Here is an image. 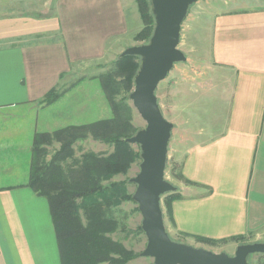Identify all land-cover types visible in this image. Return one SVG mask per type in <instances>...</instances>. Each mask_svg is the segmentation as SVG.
Listing matches in <instances>:
<instances>
[{
    "label": "crops",
    "instance_id": "crops-1",
    "mask_svg": "<svg viewBox=\"0 0 264 264\" xmlns=\"http://www.w3.org/2000/svg\"><path fill=\"white\" fill-rule=\"evenodd\" d=\"M215 1L198 73L175 63L166 76L191 83L184 90L200 94L202 113L188 115L170 227L235 247L230 238L243 234L264 241V0ZM50 5L0 0V264H61L48 200L29 185L33 137L56 128L45 97L70 75L63 40L77 29L61 19L63 0Z\"/></svg>",
    "mask_w": 264,
    "mask_h": 264
},
{
    "label": "rangeland",
    "instance_id": "rangeland-1",
    "mask_svg": "<svg viewBox=\"0 0 264 264\" xmlns=\"http://www.w3.org/2000/svg\"><path fill=\"white\" fill-rule=\"evenodd\" d=\"M54 6L55 0H51L48 11L51 12V8L53 9ZM217 6L215 0H211L209 4L205 0H200L190 5L188 13L181 24L178 48L185 53L186 61L176 62L179 73L184 68L188 69L187 72L190 77L194 72L198 73L199 67L196 64H199L202 60L200 58L201 52H203L202 49H204L208 38V31L204 24L207 20L205 14L207 13L208 17L215 15ZM59 11L61 19L71 24V26L77 25V29H73V38L65 35V40H63L62 37L65 44L64 57L71 60L69 62L72 68L70 75H67L69 74L67 70L64 71L63 80L60 81L61 84L57 88L50 89L53 90L52 95H50L53 99L45 102L50 104L55 101L54 104L47 106V110L58 114L54 120L56 128L52 131H42L51 134V136H53L54 130L63 126L95 121L101 118H112L114 108L104 94L100 76L112 68L114 61L119 58L118 56L124 48L147 41L135 37L143 27L135 0H63V6ZM208 20L210 19L208 18ZM104 36H106L105 40L100 41V37ZM171 76L165 77L164 80L158 83L155 94L162 107L164 117L166 119L171 118V122L174 124L172 138L168 145L164 175L168 181L178 188L179 184H183L181 183L183 179L180 177L181 159L184 155L183 136L184 134H190L191 129L189 128L195 121V119L190 121L189 116L202 114L200 113L201 96L195 90H192V94L185 92V85L189 86L191 84L189 81L179 82L178 85H175L176 87H173L174 80ZM179 76L182 77L179 80L183 81L184 75ZM123 94L124 91H120L116 95V99L119 101ZM127 103L131 110L130 123L136 132L145 126V121L134 108L130 99L126 101ZM190 103H192V106L189 112L187 106ZM63 114L65 115L63 116ZM42 116L45 117V113ZM48 116L51 118L50 114ZM198 122L200 123V121ZM132 146L136 150L139 149L137 144H132ZM73 148L75 156L80 158L81 154L86 151L107 155L113 150V145L88 136L83 140H77ZM53 151L54 147H50L48 160L51 158ZM139 163L140 157L131 164L126 173H118L111 178L112 181L125 179V191L130 196H132L136 185L134 182H130L129 178L135 176L139 171ZM174 194L178 195L177 197L180 196L178 191L168 192L161 196L164 223L167 232L169 231L170 238L215 252L225 251L233 254L236 246L233 247V244L228 245V240H216L199 235H189L190 237L186 238L185 234H182V236L171 230L170 224H172L171 218L173 217L170 218L167 213V204L168 199ZM172 201H169L170 208H172ZM110 213L114 217L116 225L106 232V236L110 240L120 243L124 248L135 252V256L125 264H154L151 257L140 255L146 245V236L141 229L142 216L137 203L132 198L125 197L111 208ZM249 236H251L250 233L234 236L230 239L235 240L238 244L252 242L247 240L251 238ZM247 260L250 264H264V252L251 253L248 255ZM99 264L106 263L101 262Z\"/></svg>",
    "mask_w": 264,
    "mask_h": 264
},
{
    "label": "trees",
    "instance_id": "trees-1",
    "mask_svg": "<svg viewBox=\"0 0 264 264\" xmlns=\"http://www.w3.org/2000/svg\"><path fill=\"white\" fill-rule=\"evenodd\" d=\"M135 1L143 22L135 37L148 40L154 26L150 2ZM139 62L136 55L117 58L112 68L100 76L104 94L114 108L112 118L63 126L54 130L53 136L37 132L33 137L29 185L48 200L61 264H125L135 256L133 250L110 240L106 232L116 225L111 208L125 197L132 198L125 191V179L112 181L111 178L118 173H126L140 157L139 149H134L124 140L135 132L126 101L133 88ZM52 91L46 94L48 102L53 99L50 97ZM120 91L124 94L118 101L116 95ZM88 136L113 145V150L107 155L86 151L80 158L76 157L75 142ZM53 140L59 142V147L48 160L49 149L45 145L53 143ZM177 196L174 194L168 199L170 218L169 201Z\"/></svg>",
    "mask_w": 264,
    "mask_h": 264
},
{
    "label": "water",
    "instance_id": "water-1",
    "mask_svg": "<svg viewBox=\"0 0 264 264\" xmlns=\"http://www.w3.org/2000/svg\"><path fill=\"white\" fill-rule=\"evenodd\" d=\"M197 1L149 0L154 18L149 39L124 48L118 56L136 55L140 59L128 98L145 126L124 138L139 146V171L129 181L136 185L131 197L141 213V229L146 236L140 255L151 257L154 264H250L248 255L264 252V242L239 243L233 254L215 252L172 240L164 223L161 196L177 188L164 175L173 123L164 117L155 90L176 62L186 60L178 48L181 24L190 5Z\"/></svg>",
    "mask_w": 264,
    "mask_h": 264
}]
</instances>
